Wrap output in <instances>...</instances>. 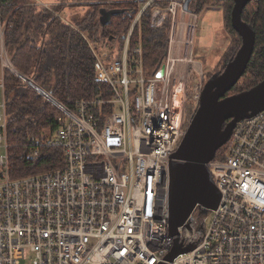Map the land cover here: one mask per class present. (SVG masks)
<instances>
[{
    "label": "built area",
    "instance_id": "2783aa9c",
    "mask_svg": "<svg viewBox=\"0 0 264 264\" xmlns=\"http://www.w3.org/2000/svg\"><path fill=\"white\" fill-rule=\"evenodd\" d=\"M124 1L144 3L121 45L97 51L88 43L92 79L101 89L73 107L14 67L0 18V264H159L175 242L195 247L169 264H264V110L236 122L220 157L207 163L219 192L216 208L202 214L196 206L188 225L170 236L169 157L185 133V64L193 62L174 56L171 43L178 14L188 12L184 0L152 9L151 24L169 16L172 29L165 58L146 74L140 41L130 48V39L154 0ZM6 71L59 112L44 144L61 148L62 167L10 178ZM201 76L192 91L194 109ZM176 87L182 90L177 108Z\"/></svg>",
    "mask_w": 264,
    "mask_h": 264
},
{
    "label": "trees",
    "instance_id": "16d2710c",
    "mask_svg": "<svg viewBox=\"0 0 264 264\" xmlns=\"http://www.w3.org/2000/svg\"><path fill=\"white\" fill-rule=\"evenodd\" d=\"M60 1L51 10L42 8L37 12L28 5L29 0H0V18L5 21V45L14 67L50 92L55 99L73 107L76 100L94 97L101 89L92 79L93 57L88 43H99L109 48L118 41L121 45L123 36L144 2L137 4L113 0L108 4L99 3L101 0ZM66 1L91 3L88 12L77 18L75 24L69 25L56 15L63 10ZM166 4L167 0L151 2L131 35L130 48L140 41L143 71L146 74L152 73L167 53L172 29L170 17L166 16L159 25H152L150 16L154 7H164ZM213 4L222 5L224 27L237 37V44L224 54L222 68L203 74L202 85L205 79L224 68L242 40L231 26L233 0H191L189 12L197 16L206 6ZM102 8L118 9L119 12L101 25L98 17ZM241 19L250 24L255 32L254 48L243 75L226 95L247 90L264 79V0H250L241 12ZM192 71L189 67L188 72ZM4 85L10 178L62 167L64 156L61 148L44 144L57 128V109L10 71L4 73ZM187 94L185 124L194 112L189 89ZM30 138L38 139L40 143L31 146L28 143ZM224 147L217 150L216 158L220 157Z\"/></svg>",
    "mask_w": 264,
    "mask_h": 264
},
{
    "label": "water",
    "instance_id": "95a60500",
    "mask_svg": "<svg viewBox=\"0 0 264 264\" xmlns=\"http://www.w3.org/2000/svg\"><path fill=\"white\" fill-rule=\"evenodd\" d=\"M190 1L183 2V10L188 13ZM249 1L233 0L230 21L242 39L241 44L224 68L204 81L197 108L178 147L170 154L167 195L170 236L176 235L180 226L188 225L187 221L196 206L202 214L216 208L219 192L207 163L228 141L236 122L264 110V79L247 90L226 95L243 75L254 48L255 32L250 24L241 19V12ZM118 12V9H100L98 18L101 25ZM194 247L195 244L182 246L175 242L165 255V261L159 264H169L178 254Z\"/></svg>",
    "mask_w": 264,
    "mask_h": 264
},
{
    "label": "rangeland",
    "instance_id": "374dc122",
    "mask_svg": "<svg viewBox=\"0 0 264 264\" xmlns=\"http://www.w3.org/2000/svg\"><path fill=\"white\" fill-rule=\"evenodd\" d=\"M31 1L42 4L46 3L52 6L56 0ZM66 2L70 4L65 5L59 15L70 25L75 24L77 18L82 17L89 10V6H87L89 3ZM98 2L104 3L105 1L101 0ZM34 9L37 12L39 10H37V8ZM177 24H180V27L183 24L184 28V32L181 33L182 37H180L182 40L180 57H188V55H190L193 64H199L200 68H202L201 70L203 74L217 71L218 69L222 68L225 56L224 54L228 52L232 45L237 44V37L234 34L228 32V30L224 27V10L222 5H208L201 11V13H199V15L196 16L195 20L193 16L191 17V20L187 17L183 22L180 19ZM178 25L176 27L177 29ZM190 39L191 46L188 53L186 48L189 46L188 42ZM93 46L97 51H101L105 48L99 43L93 44ZM183 66L184 62H180V65L177 69L181 71ZM200 79L199 72L193 70L192 73L189 74L188 80L185 82L186 87H188L187 90L189 89V100L192 104L193 87L196 86V83H198V80ZM175 85L176 84L174 83L173 87H175ZM187 95L188 94H186L184 98L185 102L187 101ZM172 102L174 104L175 102L180 103V95L172 96ZM23 264H29V262L26 261Z\"/></svg>",
    "mask_w": 264,
    "mask_h": 264
},
{
    "label": "crops",
    "instance_id": "0c3cea01",
    "mask_svg": "<svg viewBox=\"0 0 264 264\" xmlns=\"http://www.w3.org/2000/svg\"><path fill=\"white\" fill-rule=\"evenodd\" d=\"M82 2H85V1H81V2H78V3H82ZM32 3H37V2H35V1H31V0H29V3H28V5L30 6V7H34V8H37V10L39 9H42V8H46V7H44V6H41L40 4H37V5H33ZM59 3H61V1L60 0H56L55 1V3L53 4V5H57V4H59ZM65 3V5H67V4H70V3H67V2H64ZM85 3H91L90 1H86ZM46 4V3H45ZM48 7L46 8V9H50L51 10V8H53V5L51 6V5H49V4H46ZM87 6H89V4H87ZM61 12V11H60ZM60 12H58L57 14H58V17L64 22V23H66V24H68L67 22H65L61 17H60ZM194 17V20H195V18H196V15L195 14H193V13H191V12H189V13H180V14H178V16H177V20H179L180 21V19H181V21L183 22L184 21V19H186L187 17L191 20V17ZM70 25V24H69ZM182 32H184V28H183V24L181 25V27H180V24L178 25V29L176 28V30H175V33L173 34V40H172V43H171V52L173 53V55L174 56H179L180 57V50H181V44H182V40L180 39V37H182V35H181V33ZM187 41H189V40H187ZM189 43V46L186 48V51H188V53H189V49H190V46H191V39H190V41L188 42ZM190 55H188V57H189ZM184 58H187V56L186 57H184ZM193 62L192 63H189V64H185V68L187 69V68H191V66H192V70H194V71H198L199 72V74H201L202 76L201 77H203V73H202V68H200V66H199V64H197V63H194L193 65ZM183 68V67H182Z\"/></svg>",
    "mask_w": 264,
    "mask_h": 264
},
{
    "label": "bare ground",
    "instance_id": "6f19581e",
    "mask_svg": "<svg viewBox=\"0 0 264 264\" xmlns=\"http://www.w3.org/2000/svg\"><path fill=\"white\" fill-rule=\"evenodd\" d=\"M178 22H179V20L176 19V21H175V23H174V26H173V28H174V29H173V34L175 33V30H176V27H177V25H178V24H177ZM181 92H182V90H181L179 87H176V89H175V95L178 96L179 93H181ZM176 101H177V100H176ZM177 104H178V103L175 102V107H176V108H177Z\"/></svg>",
    "mask_w": 264,
    "mask_h": 264
},
{
    "label": "flooded vegetation",
    "instance_id": "af4514ba",
    "mask_svg": "<svg viewBox=\"0 0 264 264\" xmlns=\"http://www.w3.org/2000/svg\"><path fill=\"white\" fill-rule=\"evenodd\" d=\"M207 79H205V81H206Z\"/></svg>",
    "mask_w": 264,
    "mask_h": 264
}]
</instances>
